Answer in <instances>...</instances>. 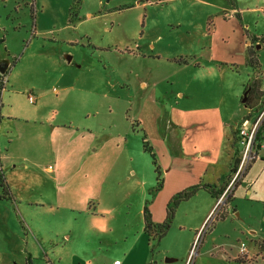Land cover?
<instances>
[{
	"label": "rangeland",
	"instance_id": "obj_1",
	"mask_svg": "<svg viewBox=\"0 0 264 264\" xmlns=\"http://www.w3.org/2000/svg\"><path fill=\"white\" fill-rule=\"evenodd\" d=\"M234 5L262 9L264 0H0V62L11 64L1 94L0 151L13 195L28 208L27 222L12 219L11 234L18 227L25 234L22 224L28 223L31 235L41 230L57 238L71 233L91 247L98 236L113 235L121 239L107 245L115 255L126 244L123 238L133 239L145 224V206L165 219L169 194L197 182L201 160L196 153L213 150L230 136L219 122H234L247 113L241 100L248 94L249 78L264 82V46L257 56L262 73L252 76L254 68L240 59L243 36L240 19L230 16ZM209 26L217 28L216 35L208 36ZM260 27L264 32L263 18ZM212 41L213 63L208 59ZM66 55L72 57L70 66ZM233 57L235 64L228 62ZM65 67L68 74L57 81ZM64 86L73 87L65 92ZM41 95L39 103L30 101ZM72 130L75 137L95 142L91 151L105 158L91 190L79 179L61 185L41 168L54 167L56 173L48 147L69 140ZM144 140L152 151L145 149ZM155 163L162 177L164 166H175L161 191L154 190ZM42 186L49 194L53 190L52 201L67 202L59 204L53 217L46 212L56 206L35 203ZM204 196L195 192L181 201L165 235L151 240L159 264H182L195 246L194 264L201 245L194 227L207 209ZM226 199L217 206L224 207ZM240 206L256 229L253 235L239 234L238 244L264 245V215L245 200ZM257 261L264 264V257ZM40 264H45L43 258Z\"/></svg>",
	"mask_w": 264,
	"mask_h": 264
},
{
	"label": "crops",
	"instance_id": "obj_2",
	"mask_svg": "<svg viewBox=\"0 0 264 264\" xmlns=\"http://www.w3.org/2000/svg\"><path fill=\"white\" fill-rule=\"evenodd\" d=\"M262 9L259 6L241 8L235 5L230 9V11H232L230 16H237L240 19L238 27L239 31H242L243 36V46L241 47L240 59H242V62L248 66H250L248 61L250 56L255 60L251 65V67L254 68V72L251 74L252 76L258 75V71H261L260 67L262 65L257 58L258 50L264 46V32L260 27L261 19H264L261 14ZM207 34H209V37L213 34L216 35L217 28L214 26L211 29L209 26ZM213 37L215 38V36ZM258 38H261L262 42H260ZM155 41L156 40L152 41V47L155 46ZM211 49L212 55L208 59L213 63L215 62V45L213 44V41ZM189 55V57H193L192 54ZM65 57H69L65 64L70 66L69 64L72 62V57L68 55ZM5 62L8 63V66L4 71L0 70V78H4V87L2 91L5 89V78L11 67L8 60L0 62V66ZM228 62L233 64L237 63L234 57L230 58V60L228 59ZM238 62L241 64L240 61ZM198 65L202 66V62H199ZM68 70L69 69H66V67L63 68V73H60L61 77H59L57 81H61L68 74ZM262 72L263 71H261V73ZM254 82L258 84L259 91L258 93L255 92L249 94L251 84ZM263 85L264 82L258 81L257 78H249L246 90L249 94L250 105L246 104V102L244 103L243 99L241 100L247 108V113H243V118L236 121L234 120V122L231 120L219 122V124L221 123V128L223 130H226L227 128L230 129V136L227 137L225 141L224 139L223 141L219 140L218 143L215 144L213 150L200 149V151L196 153V156L199 157L201 163L200 168L198 169L197 182L193 185H201L196 193L205 194L204 200H206L207 209L194 227L196 230L195 239L197 235L201 233V245L194 264H202L204 261H207L209 264H218V262L222 263L224 261L229 264H262L257 263V260L264 257L263 250L261 249L264 245L255 242L253 246L247 247L250 258L242 257L240 255V244H238L240 238L237 237L241 236L239 234H244L245 231H247L248 234L253 235L255 234L253 229H256L249 222L247 215L243 213V210L241 209L240 202L242 200L248 202L252 210H258L260 215H264V124L259 129L260 134L258 135L254 146V155L252 159L248 162L245 168L240 171L232 186L230 188L228 187L239 170L238 168L237 171H233L237 163L241 160L242 150L244 148V138L240 135L238 130L236 131V134L233 130L237 126L239 131L242 128L247 129L251 127L264 105ZM72 87L73 86H64L62 90L66 92ZM2 93L3 92H1V94ZM42 96L43 95L36 97V100L32 103H39L43 98ZM2 107L3 103L1 101L0 125L3 119V111H1ZM49 122L51 121H48L47 123ZM80 125L79 123L76 124V128L79 130ZM50 126L51 128L53 127L52 125ZM31 130H33V128H31ZM69 134H71V138H69V140H63L61 145L55 146L53 143L52 146H50L48 143L49 154L53 157V160L56 161L58 166L56 173L53 172L55 169L54 167H41V163L37 161L35 162L36 167L39 168L38 166H40L41 168L48 170V175L53 177L50 179L57 180L61 185L65 183L70 184L73 183L75 179H79L87 181L91 190V185L101 178L99 167L102 165L103 160L105 161V158L103 155L101 158L97 151H91L95 142H92L89 139H84V135L79 136L77 134V137H75V132L73 130L69 132ZM75 139H81V141L76 142ZM87 140L90 142H87ZM227 144L229 145L228 147ZM9 149H11V146ZM184 154L185 156L187 155L185 152H179V155ZM5 159L6 156L1 154L0 151V169L2 172V161ZM25 165H27V163ZM76 165L77 169L74 170ZM160 167L162 168L161 165ZM164 167L165 168H163L162 171L164 174V185L161 190L164 189V186L172 175V171L175 170V166ZM65 170L73 172L67 173ZM187 185L188 184L178 186L169 194V198H172L175 193L181 191ZM202 185H209V187H203ZM225 187L228 190L226 194L227 199L224 202L225 205L224 207L220 206V204L217 206L222 196L217 198L215 192H218ZM37 192L38 195L36 194L35 196V203L37 206H56L55 209H50L46 212L50 217L55 216V210L58 208L59 204L67 203L62 198L58 201H52L54 198H50V196L52 195L53 190L51 191V194H49L48 189L44 186L37 190ZM11 193V199H0V264H40V258L45 260V264H61V261H64V264H159L158 256L160 254H157V256L152 255L154 246L151 250V239L145 231L144 224L140 227L139 232L133 235V239L126 237L123 238V241L126 244H123V248L118 251L120 254H115L118 255V257L113 255L107 248V245L111 244L112 246H115L119 240L121 241L120 238L113 235L98 236V242L91 247L87 243H79L81 238L71 233L68 235L63 234L61 238H57L53 233L45 235L42 230L39 233L33 231V235H31V231L27 228L29 227L28 223H26L28 226L24 223L22 224L27 230L25 234L19 227L18 230L11 234L10 224L12 219L16 221L15 218H18L22 222L23 220L27 222L25 218V209H28L24 204L23 199H16L12 190ZM30 197L31 196L25 199L31 200ZM168 200L165 203V215L167 214L166 205H168ZM29 204H31V202H29ZM152 216L157 223H161L164 217L157 218L153 213ZM131 240H133V242ZM129 241L131 242L130 245H128ZM189 241H191V239ZM78 245L83 247L81 251L76 248ZM139 245H141V248ZM62 246H64V248ZM170 255L174 256L175 254L171 253ZM189 257L190 255L188 254L186 260L182 264H187ZM210 257L212 258L209 259ZM167 261H177V259L167 258Z\"/></svg>",
	"mask_w": 264,
	"mask_h": 264
},
{
	"label": "trees",
	"instance_id": "obj_3",
	"mask_svg": "<svg viewBox=\"0 0 264 264\" xmlns=\"http://www.w3.org/2000/svg\"><path fill=\"white\" fill-rule=\"evenodd\" d=\"M70 15L71 16L74 15L73 10H71ZM248 61H249V64L252 65L255 60L253 57L250 56ZM3 87H4V78L1 77L0 78V107H1V92H2ZM258 91H259L258 84L255 82L252 83L249 94H253V92L258 93ZM249 94L247 96V101H246V104L248 105H250ZM259 134H260V131L258 132V135ZM144 147L145 149L152 151V148L148 145V142L145 140H144ZM152 155L154 156V154ZM240 162L241 160L237 163L236 167L233 169L234 172L237 171V169L239 168ZM156 167H157L156 170L159 174L157 176V185L155 186L154 190L160 191L164 185V178L162 177L159 166L157 164H156ZM200 186H201L200 184L192 185L184 190L177 192L168 202L167 214H166L165 219L161 223H157L154 221L151 211L149 210L148 206H145L144 208L145 231L146 233H148L151 240L153 239L160 240V238L165 235V233L167 232L174 218L175 208L178 206V204L181 201L189 199L195 192H197ZM202 186L209 187V185H202ZM210 189L213 190L212 188ZM225 190H227L226 187L223 189H220L218 192H215L217 194V198H220V196L224 194ZM11 198H12V193H11L10 186L8 182L6 181L2 170L0 169V199H11Z\"/></svg>",
	"mask_w": 264,
	"mask_h": 264
},
{
	"label": "built area",
	"instance_id": "obj_4",
	"mask_svg": "<svg viewBox=\"0 0 264 264\" xmlns=\"http://www.w3.org/2000/svg\"><path fill=\"white\" fill-rule=\"evenodd\" d=\"M261 14L264 17V8L261 10ZM30 101L34 102L35 98L33 96H30ZM263 124H264V105H263L262 109L260 110L257 118L255 119V121L251 125V127L247 128V129L242 128L239 131L240 135L244 138L243 139L244 150H243V156H242V163H241V165L239 167V170L237 171V173L235 174L234 178L232 179V181H231V183H230L228 188H230L232 186V184L235 182V180L237 179V177H238V175H239V173L241 171V166H243V164L247 160L250 161L252 159V157L254 155V146H255L256 141H257L258 132H259L260 127ZM227 191L228 190H226L224 192V194L222 195L220 200L225 196ZM218 203H220V202H218ZM194 247H192V249H191L189 261H188L187 264H191V262H192L191 256H192V254H194ZM240 255L242 257L250 258L249 252H248V249H247V245L245 244V242H242L240 244Z\"/></svg>",
	"mask_w": 264,
	"mask_h": 264
},
{
	"label": "water",
	"instance_id": "obj_5",
	"mask_svg": "<svg viewBox=\"0 0 264 264\" xmlns=\"http://www.w3.org/2000/svg\"><path fill=\"white\" fill-rule=\"evenodd\" d=\"M2 64H3V65L0 66V70H1V71H4V70L6 69V67L8 66V63L5 62V63H2ZM244 96H245V97L243 98V102L245 103V102L247 101V95L245 94ZM170 260H173V259H170Z\"/></svg>",
	"mask_w": 264,
	"mask_h": 264
}]
</instances>
